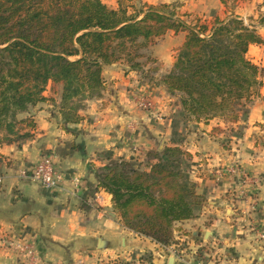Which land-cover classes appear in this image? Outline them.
I'll return each instance as SVG.
<instances>
[{"label": "crops", "instance_id": "1", "mask_svg": "<svg viewBox=\"0 0 264 264\" xmlns=\"http://www.w3.org/2000/svg\"><path fill=\"white\" fill-rule=\"evenodd\" d=\"M102 1L118 7L117 0ZM134 1L178 4L181 14L208 24L238 18L264 37V28L258 27L264 0ZM167 38L177 40L175 46L159 43L151 48L163 71L171 69V54L185 35ZM253 52L254 62L264 69V46ZM104 78L102 96L88 102L80 124H63L56 107L41 104L34 112L37 128L32 136L0 145V264H29L31 259L34 264L138 259L146 264H264V77L261 97L231 128L219 119L208 124L187 121L175 96L161 86L144 84L125 64L107 67ZM141 96L153 100L152 112L136 105L134 99ZM167 146L181 147L190 155L183 165L207 204L198 219L177 223L175 243L163 247L122 225L111 196L97 190L93 169L120 160L142 163L147 153ZM46 155L53 157L64 177L52 193L31 180ZM236 163L256 180L255 186L242 185L228 172ZM242 190L247 194L242 196ZM173 248L178 257L171 254Z\"/></svg>", "mask_w": 264, "mask_h": 264}, {"label": "trees", "instance_id": "2", "mask_svg": "<svg viewBox=\"0 0 264 264\" xmlns=\"http://www.w3.org/2000/svg\"><path fill=\"white\" fill-rule=\"evenodd\" d=\"M125 2L112 9L102 0H0V145L30 138L41 104L56 107L65 125L83 122L81 112L105 90L106 67L125 62L144 83L156 82L150 74L158 68H146L157 61L146 53L168 34L185 40L158 84L179 98L187 121L236 124L260 97L263 72L248 58L264 46L257 27L231 18L209 28L183 21L169 5ZM59 85L56 101L47 92ZM189 158L167 146L147 154L148 170L126 160L94 168L97 190L111 196L126 229L170 247L176 224L198 219L207 204L183 168Z\"/></svg>", "mask_w": 264, "mask_h": 264}, {"label": "rangeland", "instance_id": "3", "mask_svg": "<svg viewBox=\"0 0 264 264\" xmlns=\"http://www.w3.org/2000/svg\"><path fill=\"white\" fill-rule=\"evenodd\" d=\"M126 2H125V5H134L136 8H141V7H144L145 5L146 6H148L147 4H143L142 2H137V1H134V0H125ZM159 6H161V5H159ZM170 7H171V9L172 10H174L175 12H176V14H177V16L178 17H180L183 21H185V22H187V23H189V24H193V23H201V24H205V22H202L201 20H198V19H195V18H191L190 16H188V15H185V14H181V12H179V5L178 4H170L169 5ZM260 21V20H259ZM206 24H208V23H206ZM250 25V24H249ZM209 28L211 27V23L210 24H208L207 25ZM169 35H172V34H168L167 36H165L163 39H161V40H159V42L157 43V44H163V43H165L164 45L165 46H175V43L177 42V40H171V39H166V37H168ZM258 47V46H257ZM179 48V47H178ZM177 48V49H178ZM177 49L176 50H174V53L173 54H171V57H172V62H173V64H174V59H175V55H176V51H177ZM146 52V51H145ZM252 52V53H251ZM251 53V54H250ZM147 55H149L150 57H152L153 59H155L156 61H157V64H155V65H148L147 66V68H146V70L147 71H149L150 69H151V71H152V69H155V68H158V72H156L155 74L154 73H152L151 72V76H154V78L157 80L156 82H153V83H151V84H147V85H153V86H161L160 84H158V82H159V80L166 74V73H168L171 69H172V67H171V69H168L167 71H163V67H162V65H161V63H159V61L154 57V55H153V53L151 52V48L149 49V50H147V53H146ZM248 58L254 63V64H256V65H258L259 67H260V69L262 70V72H263V74H262V78H261V80H262V85H263V77H264V69H263V65L262 64H258V63H255L254 62V59H255V57H254V52H253V49H251V51L249 52V54H248ZM120 63H122V64H125V62H120ZM118 64V63H117ZM116 65V64H115ZM126 65V64H125ZM127 66V65H126ZM173 66V65H172ZM128 67V66H127ZM107 68V67H106ZM105 68V69H106ZM129 68V67H128ZM105 71V70H104ZM138 74V73H137ZM140 77H142L140 74H138ZM105 79V78H104ZM142 82H143V80H141ZM145 82V81H144ZM143 82V83H144ZM144 84H146V83H144ZM162 88H164L163 86H161ZM262 88V87H261ZM57 90H56V95H58L59 96V98H60V95L62 94V86L61 85H59V86H57V88H56ZM164 90L166 91V89L164 88ZM261 90V89H260ZM167 92V91H166ZM47 95L48 96H53V94L50 92V91H48L47 92ZM170 95V94H169ZM260 97H261V94H260ZM260 97H258V98H260ZM176 99V103L177 104H179V98L178 97H175ZM258 98H255L254 100H253V102H255V100H257ZM135 100V103H136V105L140 108V109H142L143 111H145V112H152L153 111V109H154V103H153V100L149 97V96H141V97H138V98H135L134 99ZM174 100V101H175ZM253 102L251 103V104H249L247 107H246V109H245V113H243V114H241L240 115V119H239V121L236 123V124H229V123H226V122H224L223 120H221L226 126H228L229 128H231L232 126H235V125H237L240 121H241V119L243 118V117H246V115L248 114V110H249V107L253 104ZM142 103H146V104H150V109H143V107H141V104ZM173 104V103H172ZM180 105V104H179ZM81 115H82V112H81ZM220 120V119H219ZM158 151V150H157ZM159 151H161V150H159ZM137 152H139V150L138 149H134V153H137ZM148 154V153H147ZM112 162H117V161H112ZM112 162H110V163H112ZM146 162H147V155H146V158H145V161L144 162H142V163H140V162H135L134 163V161H132V164L135 166V167H138V168H140V169H142V170H148L147 169V167H146ZM110 163H108L107 165H109ZM106 165V166H107ZM234 167H237L238 168V170L240 171V174L238 175H235L234 173H232L231 172V170L234 168ZM183 168H184V170H186L187 172H188V170L186 169V167L183 165ZM228 172L231 174V175H235L236 177H239L240 179H241V182H242V185H245V183H244V180L242 179L243 178V176L244 175H248L250 178H252L248 173V171L247 170H245V169H243L242 167H241V165L240 164H238V163H236L235 165H233L229 170H228ZM257 184V182H256V180H252V183L250 184H246L245 186H248V187H251V185L253 186H255ZM243 191V190H242ZM241 193V192H240ZM244 193H246V190H245V192ZM247 194V193H246Z\"/></svg>", "mask_w": 264, "mask_h": 264}, {"label": "built area", "instance_id": "4", "mask_svg": "<svg viewBox=\"0 0 264 264\" xmlns=\"http://www.w3.org/2000/svg\"><path fill=\"white\" fill-rule=\"evenodd\" d=\"M141 107H143V109H150V104L142 103ZM231 172L234 173L235 175L240 174V171L238 170L237 167H234L231 170ZM63 178H64L63 175L55 167L53 157L49 155H46L42 158L41 162L35 167L31 176V180L36 184H38L42 188V190L47 193L58 191L60 189ZM242 179L244 180L245 185L252 183V180L248 175H244ZM1 181L2 179L0 177V182ZM78 190H79V184L78 182H76L75 192H77ZM241 195L242 196L244 195V191L241 192ZM260 239L261 241L264 242V235H261ZM170 252L174 257H178L180 254L178 250L174 248L171 249ZM29 264H34L33 259L30 260ZM106 264H146V263L144 262V260L138 259L134 262H124V263L117 262V260H115V261H109ZM187 264H213V263L194 261Z\"/></svg>", "mask_w": 264, "mask_h": 264}, {"label": "water", "instance_id": "5", "mask_svg": "<svg viewBox=\"0 0 264 264\" xmlns=\"http://www.w3.org/2000/svg\"><path fill=\"white\" fill-rule=\"evenodd\" d=\"M79 142H80V139L77 140V143H79Z\"/></svg>", "mask_w": 264, "mask_h": 264}]
</instances>
